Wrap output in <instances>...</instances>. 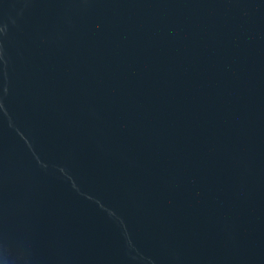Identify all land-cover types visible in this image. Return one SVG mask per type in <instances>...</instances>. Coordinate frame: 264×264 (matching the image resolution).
Instances as JSON below:
<instances>
[{"label":"water","instance_id":"water-1","mask_svg":"<svg viewBox=\"0 0 264 264\" xmlns=\"http://www.w3.org/2000/svg\"><path fill=\"white\" fill-rule=\"evenodd\" d=\"M0 264H264V0H0Z\"/></svg>","mask_w":264,"mask_h":264}]
</instances>
